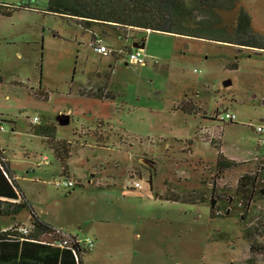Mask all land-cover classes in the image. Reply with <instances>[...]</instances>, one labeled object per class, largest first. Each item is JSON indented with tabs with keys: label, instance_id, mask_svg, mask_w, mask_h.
Masks as SVG:
<instances>
[{
	"label": "rangeland",
	"instance_id": "rangeland-1",
	"mask_svg": "<svg viewBox=\"0 0 264 264\" xmlns=\"http://www.w3.org/2000/svg\"><path fill=\"white\" fill-rule=\"evenodd\" d=\"M29 1L40 9L49 3ZM242 7L264 36V0H238L220 12L226 32L203 34L229 39ZM104 28L116 54L97 51L92 30L60 16H0V149L30 205L0 217V228L31 227L32 208L46 223L94 240L85 264H264L249 261L245 237L264 219V197L247 218L238 206L214 217L211 203L213 187L233 197L243 173L264 176L255 130L264 124V50L238 52L230 42L136 29L122 38ZM142 38L147 63L134 64L129 54L141 49L133 42ZM106 83L112 98L81 94ZM189 98L206 118L175 109ZM227 113L236 119L223 121ZM64 114L66 125L59 122ZM47 127L49 136L70 143L71 178L41 132ZM212 141L226 156L251 163L219 176ZM65 179L77 185H61Z\"/></svg>",
	"mask_w": 264,
	"mask_h": 264
},
{
	"label": "trees",
	"instance_id": "trees-1",
	"mask_svg": "<svg viewBox=\"0 0 264 264\" xmlns=\"http://www.w3.org/2000/svg\"><path fill=\"white\" fill-rule=\"evenodd\" d=\"M238 0H49L45 9L34 7L31 1H21L17 4L0 1V16H12L21 10H36L44 14H53L68 19L86 30L105 37L110 27L122 38H127L130 31L162 32L193 38H206L216 41L230 42L242 52L244 48L264 50V36L252 29V17L242 7L236 18V26L229 39L210 38L205 36V31L221 27L223 16L221 10H233ZM113 54L116 51L113 50ZM231 68H237L234 62ZM108 83L96 89L82 90L81 94L98 98H112L113 93L107 89ZM185 114H203V106L193 98L184 99L175 106ZM233 122V121H230ZM50 127L42 128L47 141L60 160L64 174H69L67 161L71 157L70 143L66 140H56L48 135ZM104 137L99 136L101 141ZM219 148L218 158L212 172L223 176L231 170L245 167L251 163L240 161L226 156L221 150L219 142L212 141ZM264 162L263 157H258L256 163ZM261 165V164H260ZM264 169V165H261ZM211 197L212 215L229 216L240 208L242 217L247 218L254 202L264 197V176L261 171H246L243 173L234 189V196L230 197L225 192H217L216 187ZM230 188V187H229ZM22 193L15 172L9 161L0 149V217L17 215L29 207L28 201ZM223 202L226 210H221L218 203ZM31 208V207H30ZM31 227L28 233L20 230L21 226L15 225L8 229H0V264H84L85 250L77 242V236L64 231L70 238L69 244L61 245L58 242L65 237L63 230L58 229L43 221L31 208ZM25 226V225H24ZM264 219L259 224L245 229V237L249 240V261L254 262L264 259ZM81 259L78 260V255Z\"/></svg>",
	"mask_w": 264,
	"mask_h": 264
},
{
	"label": "built area",
	"instance_id": "built-area-1",
	"mask_svg": "<svg viewBox=\"0 0 264 264\" xmlns=\"http://www.w3.org/2000/svg\"><path fill=\"white\" fill-rule=\"evenodd\" d=\"M91 45L93 48H95L97 51H99L100 53L104 54V55H109L113 52V50L107 46L105 44V38L104 36H102L99 33H95L94 37L92 38L91 41ZM129 61H131L134 64H146L147 63V57L146 54L144 53V51L142 49H139L137 51H130L129 54ZM224 119H229L230 121H234L236 119V115L235 114H229L227 113V115L222 117V120L224 121ZM40 120L39 117H35L33 119V122L36 123ZM257 131L258 134H260L261 138H260V142L262 145H264V124H261L259 126L256 127L255 129ZM59 184V183H58ZM61 185L68 187V188H73L77 185V183L75 181H73L72 179H65L63 182H60ZM136 186H140L139 182H136L135 184ZM20 230L24 233H28L30 231V226H21ZM63 230V234L65 235L64 239L60 242H58L61 245H66L69 244L70 242V238L67 235L65 229H58V232ZM77 242H79V244L82 246V249L84 252L85 250H92L94 247V240L91 238H88L86 240H82L81 238L77 237ZM81 254L78 255V260L81 259L80 257Z\"/></svg>",
	"mask_w": 264,
	"mask_h": 264
},
{
	"label": "water",
	"instance_id": "water-1",
	"mask_svg": "<svg viewBox=\"0 0 264 264\" xmlns=\"http://www.w3.org/2000/svg\"><path fill=\"white\" fill-rule=\"evenodd\" d=\"M145 40H143L142 42H138V41H135V42H133V47H136V48H144L145 47ZM59 122H60V124H62V125H66V124H68L69 122H70V116L69 115H62V116H60L59 117Z\"/></svg>",
	"mask_w": 264,
	"mask_h": 264
},
{
	"label": "crops",
	"instance_id": "crops-1",
	"mask_svg": "<svg viewBox=\"0 0 264 264\" xmlns=\"http://www.w3.org/2000/svg\"><path fill=\"white\" fill-rule=\"evenodd\" d=\"M33 1V0H32ZM37 0H34L33 2H36ZM29 11H32V12H38V11H36V10H29ZM16 13V12H15ZM40 13V12H39ZM9 17H11V16H9ZM146 38H142L141 40H138V42H142L143 40H145ZM213 139V138H212ZM211 139V140H212ZM237 160V159H236ZM240 161H247V160H243V159H240ZM67 177H69V178H71V177H73L72 175H71V173L69 172V174L67 175ZM16 216V215H15ZM11 217H14V216H11ZM19 223V222H18ZM18 223H15V224H18ZM15 224L14 225H12V226H9V227H7V228H4V229H8V228H11V227H13V226H15ZM0 229H2V228H0ZM63 229H65L66 230V227L64 226L63 227ZM85 260V259H84ZM250 263V262H249ZM84 264H85V261H84ZM232 264H243V262H242V259H238L236 262H233Z\"/></svg>",
	"mask_w": 264,
	"mask_h": 264
}]
</instances>
